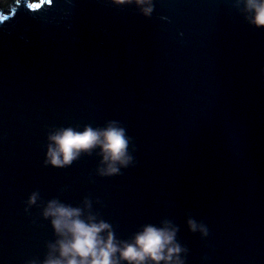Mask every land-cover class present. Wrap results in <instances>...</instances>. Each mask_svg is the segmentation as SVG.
<instances>
[{
	"label": "water",
	"instance_id": "obj_1",
	"mask_svg": "<svg viewBox=\"0 0 264 264\" xmlns=\"http://www.w3.org/2000/svg\"><path fill=\"white\" fill-rule=\"evenodd\" d=\"M34 2L0 4V264L43 259L54 239L39 207L25 212L37 189L91 196L121 238L170 218L187 264H264V28L231 0H154L150 17L111 0ZM109 119L135 144L121 175L96 176L95 154L43 164L50 127Z\"/></svg>",
	"mask_w": 264,
	"mask_h": 264
},
{
	"label": "clouds",
	"instance_id": "obj_2",
	"mask_svg": "<svg viewBox=\"0 0 264 264\" xmlns=\"http://www.w3.org/2000/svg\"><path fill=\"white\" fill-rule=\"evenodd\" d=\"M111 2L117 6L134 5L145 17H150L155 8L154 0ZM231 3L249 24L264 28V0H231ZM134 153L135 144L127 129L119 120L109 119L100 126L50 127L45 135L42 162L45 166L65 168L82 154H95L98 157L95 175L111 177L136 164ZM99 202L95 198V203ZM93 204L89 195L73 204L57 196L44 200L38 189L29 193L25 212L33 205L39 207L54 239L47 242L43 259L30 258L25 264H187L189 249L177 238L179 226L172 219L146 222L130 237L121 238ZM186 224L190 232L199 233L202 238L209 235L207 224L192 215L187 216Z\"/></svg>",
	"mask_w": 264,
	"mask_h": 264
},
{
	"label": "snow or ice",
	"instance_id": "obj_3",
	"mask_svg": "<svg viewBox=\"0 0 264 264\" xmlns=\"http://www.w3.org/2000/svg\"><path fill=\"white\" fill-rule=\"evenodd\" d=\"M43 2H44V0H40V2L27 3V7H28L29 10L40 9ZM47 2L51 3L52 0H47ZM3 20H5V17L4 16H0V21H3Z\"/></svg>",
	"mask_w": 264,
	"mask_h": 264
},
{
	"label": "rangeland",
	"instance_id": "obj_4",
	"mask_svg": "<svg viewBox=\"0 0 264 264\" xmlns=\"http://www.w3.org/2000/svg\"><path fill=\"white\" fill-rule=\"evenodd\" d=\"M7 0H0V4H6Z\"/></svg>",
	"mask_w": 264,
	"mask_h": 264
}]
</instances>
